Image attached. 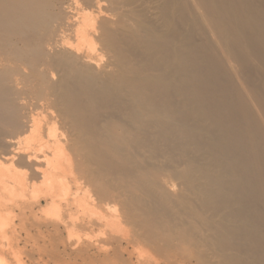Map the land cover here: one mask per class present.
<instances>
[{"label":"bare ground","instance_id":"1","mask_svg":"<svg viewBox=\"0 0 264 264\" xmlns=\"http://www.w3.org/2000/svg\"><path fill=\"white\" fill-rule=\"evenodd\" d=\"M0 264H264V0H0Z\"/></svg>","mask_w":264,"mask_h":264}]
</instances>
